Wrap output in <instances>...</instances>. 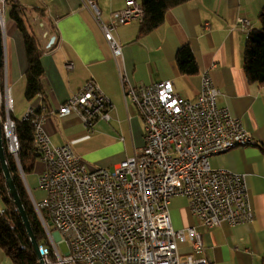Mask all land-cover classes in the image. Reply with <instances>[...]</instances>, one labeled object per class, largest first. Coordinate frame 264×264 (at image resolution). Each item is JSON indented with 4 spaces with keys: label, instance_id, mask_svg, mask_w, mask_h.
Masks as SVG:
<instances>
[{
    "label": "crops",
    "instance_id": "obj_1",
    "mask_svg": "<svg viewBox=\"0 0 264 264\" xmlns=\"http://www.w3.org/2000/svg\"><path fill=\"white\" fill-rule=\"evenodd\" d=\"M88 0H18L24 8L44 11L45 21L35 28L43 49L42 94L27 101L25 71L27 62L20 32L8 18L1 34L3 45V93L0 107L8 109L13 120L21 121L29 110L42 106L48 111L77 94L87 82L106 97L112 108L109 120L94 122L91 132L78 114H47L45 129L53 146L69 145L89 169L114 166L140 154L144 144V125L136 106L123 98L120 78L130 86L170 82L184 89L189 99L199 93L203 77L210 78L219 91L218 106L238 119L254 144L235 147L210 157L213 170H227L245 177L253 220L243 225L219 228L198 227L188 199L170 200L168 211L174 230L194 228L201 236L202 253L213 264H261L264 258V84L248 82L243 70L247 36L259 28L258 15L264 0H189L169 10L164 22L154 30L139 34V22L119 25L113 37L121 47L114 57ZM101 20L109 24L110 15L121 11L126 0H92ZM139 1V0H138ZM239 20H246L245 27ZM53 38V42L50 43ZM191 49L199 73L181 76L175 64L177 51ZM44 164L38 160L33 175L39 177ZM32 176V175H30ZM28 176V177H30ZM27 176L25 188L33 195ZM28 179V178H27ZM38 179V178H37ZM181 260L191 255L189 242L178 244ZM0 247V264H8Z\"/></svg>",
    "mask_w": 264,
    "mask_h": 264
},
{
    "label": "built area",
    "instance_id": "obj_2",
    "mask_svg": "<svg viewBox=\"0 0 264 264\" xmlns=\"http://www.w3.org/2000/svg\"><path fill=\"white\" fill-rule=\"evenodd\" d=\"M136 1L126 0L109 24L102 22L96 3L87 1L114 57L121 54L113 37L117 26L142 22L143 9L136 8ZM9 2L18 0H0L1 34ZM239 24L245 27L247 21ZM120 85L123 98L130 99L143 120L144 144L140 154L112 171L89 169L69 145L53 146L44 126L46 115L54 113L78 114L89 132L94 122L108 121L112 105L92 82L56 110L42 106L21 120L30 122L33 147L44 164L37 180L42 203L27 190L44 234V245L38 246L41 258L45 264H213L208 257L195 258L203 250L200 234L194 228L174 230L168 206L172 198L186 197L198 227L209 230L251 222L245 177L209 164L210 157L240 147V142L254 144L251 136L218 106L219 91L206 75L193 100L170 82L133 87L121 77ZM2 93L3 87L0 98ZM1 131L17 161L15 121L8 109ZM184 242L191 255L181 260L177 245Z\"/></svg>",
    "mask_w": 264,
    "mask_h": 264
},
{
    "label": "trees",
    "instance_id": "obj_3",
    "mask_svg": "<svg viewBox=\"0 0 264 264\" xmlns=\"http://www.w3.org/2000/svg\"><path fill=\"white\" fill-rule=\"evenodd\" d=\"M187 1L189 0H139L144 14L139 34L144 35L160 26L164 22L165 15L169 10ZM7 18L15 24L16 29L22 36L27 62V69L24 74V97L27 101H30L35 96L42 94L41 80L44 71L41 65V57L44 51L37 39L35 28L39 22L45 21V14L42 9L24 8L18 2H9L6 7ZM258 22L259 28L251 31L247 36L243 53V70L249 83L262 86L264 84V6L258 15ZM175 64L181 76L191 77L199 73L198 66L188 45L182 46L177 51ZM2 71L1 66V82ZM0 116L1 121H3L4 110L2 106L0 107ZM13 121H15V131L19 145L17 159L21 172L26 176L33 172L34 166L40 156L33 147L34 132L30 122ZM3 148L10 175L27 215L33 235L38 246H43L44 234L39 220L28 198L16 160L8 153L4 140ZM0 247L4 250L8 264H38L37 257L29 242L19 214L7 191L1 168ZM261 264H264V258Z\"/></svg>",
    "mask_w": 264,
    "mask_h": 264
},
{
    "label": "water",
    "instance_id": "obj_4",
    "mask_svg": "<svg viewBox=\"0 0 264 264\" xmlns=\"http://www.w3.org/2000/svg\"><path fill=\"white\" fill-rule=\"evenodd\" d=\"M52 42H53V38L51 39L50 43H52ZM3 55H4V51H3V45H2V37L0 34V67L2 65ZM1 123H2V121H1V116H0V168H1V171L3 174V178L5 180L7 191L9 193V195L11 196L12 202H13V204H14V206H15L18 214H19V217L21 219L22 225H23L24 230L27 234L29 242H30V244L33 248V251L37 257L38 264H45L44 260L40 256L41 251H40L38 244L36 242V239L33 235V232H32L30 223L28 221L27 215H26L25 210L22 206V203L20 201L19 195H18L17 190L14 186L12 177L10 175V172H9V169L7 166V162H6L5 154H4V148H3Z\"/></svg>",
    "mask_w": 264,
    "mask_h": 264
},
{
    "label": "rangeland",
    "instance_id": "obj_5",
    "mask_svg": "<svg viewBox=\"0 0 264 264\" xmlns=\"http://www.w3.org/2000/svg\"><path fill=\"white\" fill-rule=\"evenodd\" d=\"M1 34V33H0ZM2 63H3V59H2ZM3 65V64H2ZM1 65V66H2ZM123 94V93H122ZM16 164H17V167H18V169H19V171H20V177H21V179H22V181H23V184H24V186H25V182H24V174L21 172V169H20V166H19V163H18V159H17V161H16ZM30 175H32V176H30ZM27 177H26V180H28L27 182H28V184L30 185V189H31V191H32V193H33V196H34V198H35V200L37 201V203L38 204H41L42 203V201H43V199H44V195H43V193L40 191V190H38V187H37V176H35V175H33V173H29V174H27L26 175ZM28 176H30V177H28ZM28 178V179H27ZM25 190H26V192H27V189L25 188ZM28 198H29V196H28ZM62 250H63V252L65 253V250H66V248H65V246H62V248H61ZM4 253V252H3Z\"/></svg>",
    "mask_w": 264,
    "mask_h": 264
},
{
    "label": "bare ground",
    "instance_id": "obj_6",
    "mask_svg": "<svg viewBox=\"0 0 264 264\" xmlns=\"http://www.w3.org/2000/svg\"><path fill=\"white\" fill-rule=\"evenodd\" d=\"M136 8H142L140 2L136 1ZM249 145V142H240V147Z\"/></svg>",
    "mask_w": 264,
    "mask_h": 264
}]
</instances>
